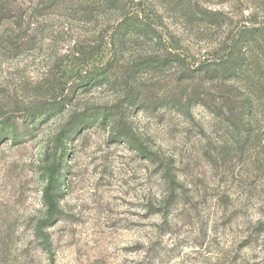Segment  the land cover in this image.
Wrapping results in <instances>:
<instances>
[{
	"label": "rangeland",
	"instance_id": "374dc122",
	"mask_svg": "<svg viewBox=\"0 0 264 264\" xmlns=\"http://www.w3.org/2000/svg\"><path fill=\"white\" fill-rule=\"evenodd\" d=\"M44 1L0 0V264H264V0H127L150 30L122 35L92 0ZM248 14L243 72L207 79Z\"/></svg>",
	"mask_w": 264,
	"mask_h": 264
},
{
	"label": "trees",
	"instance_id": "16d2710c",
	"mask_svg": "<svg viewBox=\"0 0 264 264\" xmlns=\"http://www.w3.org/2000/svg\"><path fill=\"white\" fill-rule=\"evenodd\" d=\"M51 1L59 2L60 0H45V3H50ZM94 1L100 8L103 10L104 14H113L115 12L119 13L120 20L117 25V32H120V35L125 34L127 32H137L142 34H147L150 30L149 25L146 19L145 9L143 10V15L141 11L137 9H130V5H128L127 0H92ZM256 2V0H255ZM53 3V4H54ZM158 4L163 7L165 11H168L169 6L168 2L165 0H159ZM43 3H40L38 8L42 9ZM42 6V7H40ZM34 12V10H33ZM148 13V12H147ZM36 15V13L34 12ZM193 14L197 15L196 19L200 21H204L209 25L220 24L218 21L217 12H214L209 9L199 8L192 9L190 16ZM7 17L3 14H0V22L5 20ZM261 17L259 18L257 15L253 16L248 14L245 19H241L242 28L238 29L233 33L231 32V37L226 39L222 46L217 49L216 55L210 57V60H207L202 64V67L199 70L207 76V79L213 78L214 76H219L225 79L236 78L239 74H241L244 70V52L250 48L257 47V44L260 40V30H258V26L263 23L261 21ZM11 33L6 34L4 37L0 38V45L6 44L5 41L9 40ZM196 100L194 97H189L183 103L180 101H176V104L181 108H185L190 104H194ZM199 102V101H198ZM175 104V103H174ZM246 115L248 120L250 121L252 118V107L251 105L244 106ZM11 127V126H10ZM12 130V128H11ZM13 131V130H12ZM11 131V133H12ZM14 133V132H13ZM66 133V132H64ZM128 133H132V131H128ZM249 136H246V139H249ZM133 137V134H132ZM137 150L140 154H143L146 157L151 159L159 158L153 152H149L144 149L141 145L137 146ZM147 153L149 156H147ZM161 167L164 171H167L169 165L167 162H161ZM60 178V161L55 162L51 165L48 170L47 183L43 189V199L47 205L49 216L52 215L57 210V201L55 197L56 185ZM45 241L46 237L42 236L41 238Z\"/></svg>",
	"mask_w": 264,
	"mask_h": 264
}]
</instances>
